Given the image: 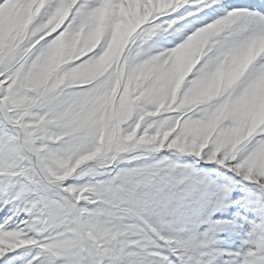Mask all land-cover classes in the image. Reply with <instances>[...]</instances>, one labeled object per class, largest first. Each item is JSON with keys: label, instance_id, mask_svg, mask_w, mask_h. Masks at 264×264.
Wrapping results in <instances>:
<instances>
[{"label": "snow or ice", "instance_id": "6c2138e0", "mask_svg": "<svg viewBox=\"0 0 264 264\" xmlns=\"http://www.w3.org/2000/svg\"><path fill=\"white\" fill-rule=\"evenodd\" d=\"M0 264H264V0H0Z\"/></svg>", "mask_w": 264, "mask_h": 264}]
</instances>
